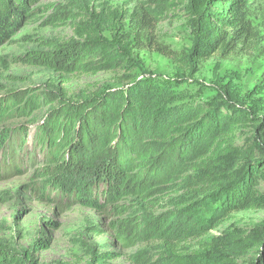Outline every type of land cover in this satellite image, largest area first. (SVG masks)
<instances>
[{
    "label": "trees",
    "instance_id": "obj_1",
    "mask_svg": "<svg viewBox=\"0 0 264 264\" xmlns=\"http://www.w3.org/2000/svg\"><path fill=\"white\" fill-rule=\"evenodd\" d=\"M177 1L194 36L189 54L179 55L165 44L149 41L175 63L200 62L231 43L243 44L256 36L248 18L254 0L143 1L132 14L138 36L151 34ZM36 2L0 0V46ZM124 31L125 19L118 13L93 11L75 24L74 39L48 41L47 50L32 56L30 65L61 76L130 72L136 67V47ZM11 95L0 103V117L15 106L48 107L40 141L50 149L54 190L69 188L67 176L82 187L80 193L70 186L69 196L80 201L86 193L96 209L123 213L120 203L136 202L139 221L126 220L119 229L132 232L138 242L151 239L165 248L156 261L143 257L138 264H234L236 257L264 239L223 235L211 240L209 252L194 256L177 249L180 243L206 237L234 212L264 209L259 190L264 143L255 140L242 147L233 143L238 127L253 120L249 114L179 105L174 92L144 81L79 100L56 94L38 100L19 92ZM9 138L0 133V152L10 150ZM210 207L211 222H201ZM37 246L46 243L35 242V251ZM0 264L39 263L29 253L20 255L0 244ZM254 264H264V253Z\"/></svg>",
    "mask_w": 264,
    "mask_h": 264
},
{
    "label": "rangeland",
    "instance_id": "obj_2",
    "mask_svg": "<svg viewBox=\"0 0 264 264\" xmlns=\"http://www.w3.org/2000/svg\"><path fill=\"white\" fill-rule=\"evenodd\" d=\"M143 1L149 0H37L30 6L28 18L0 46V103L15 92L35 100L46 94L79 100L82 95L127 89L134 82L144 81L174 92L179 105L212 106L227 115L238 111L249 114L253 120L238 127L234 145L242 147L255 140L264 143V120H256L264 117V0H254L248 8L256 32L253 40L231 43L212 57L190 64L175 63L149 44L152 40L179 55L189 54L194 36L180 1L144 37L138 36L132 18ZM93 11L114 12L125 19L124 32L136 47L134 70L61 76L30 65L32 56L47 50L48 41L74 39L75 24ZM47 110L42 104L26 110L23 105L15 106L0 117V133L10 136V150L0 152V244L20 255L29 253L39 264H138V258L156 261L164 255L161 242H138L132 232L119 229L126 220L139 221L136 202L120 203L123 213L96 209L86 193L80 201L69 196L70 186L82 192L75 179L65 176L64 182L70 186L62 191L50 186L57 181L53 179L54 165L48 164L50 149L40 141ZM259 190L264 195V178ZM211 210L213 207L205 210L201 222H211ZM230 234L253 239L264 236V209L234 212L222 218L220 226L206 237L178 244V253L205 254L213 238ZM39 241L46 246H37L35 251L32 246ZM257 244L236 257L234 264H254L260 259L264 239Z\"/></svg>",
    "mask_w": 264,
    "mask_h": 264
}]
</instances>
